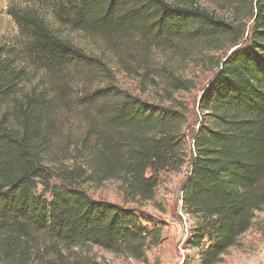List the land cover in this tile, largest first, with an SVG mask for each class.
Here are the masks:
<instances>
[{
  "label": "trees",
  "instance_id": "1",
  "mask_svg": "<svg viewBox=\"0 0 264 264\" xmlns=\"http://www.w3.org/2000/svg\"><path fill=\"white\" fill-rule=\"evenodd\" d=\"M53 2L64 26L127 52L145 54L157 46L201 60L203 51L239 46L217 60L200 100L182 192L191 223L184 249L196 251L197 264H223L264 211V0H210L233 13L231 20L197 2ZM12 15L28 41L24 49L0 47V264H106L70 255L88 246L146 263L162 242L161 229L144 225L139 207L92 199L83 186L115 181L131 201H153L159 174L178 172L188 162L186 111L116 86L86 90L75 104L89 115L88 131L63 164L52 167L58 161L48 158L59 151H53L56 114L71 111L75 100L65 72L74 67L105 75L107 66L57 36L36 12ZM23 62L51 78L52 86L20 98ZM169 75L171 86L188 89V82ZM5 104L11 106L2 112Z\"/></svg>",
  "mask_w": 264,
  "mask_h": 264
},
{
  "label": "rangeland",
  "instance_id": "2",
  "mask_svg": "<svg viewBox=\"0 0 264 264\" xmlns=\"http://www.w3.org/2000/svg\"><path fill=\"white\" fill-rule=\"evenodd\" d=\"M53 1L0 0V47L10 50L25 48L28 40L21 33L12 14L17 10L34 11L45 20L57 36L71 41L83 49L87 55L100 58L106 64L108 73L105 75L100 73L85 74L86 70L83 68L75 69L74 67L65 72V84L69 86L70 95L75 100H72L71 111L63 109L56 114L57 132L53 140V151L55 150L54 153H56V148L59 151L58 155L48 158V161L51 162L58 161L56 164H50L52 167L61 166L64 158L68 156L69 150L73 151L74 144L88 131L89 120L87 117L89 115H86L82 106L75 104L86 90L116 86L145 101L181 108L187 114L184 126L187 138L184 150L188 162L178 172L159 174V183L153 201L140 203L131 201L125 196L121 184L115 181L105 182L102 185L91 183L83 186L92 199L127 207H139L146 219L144 225L149 228L155 225L161 229L162 242L148 252V261L144 263L125 255H115L97 246L74 249L70 255L75 253L79 256L86 255L97 262L106 264H181L184 255L183 264H197L196 251L184 249V241L191 223L187 222L188 217L182 209V192L189 176V158L194 150L192 138L201 121L199 103L217 72V60L222 58L227 50L203 51L197 55L204 57L201 60L195 59V57H181L173 51L157 46L152 47L145 54H142L139 49L127 52L120 46H113L103 38L77 32L64 26L54 12ZM166 1L178 5L197 2L198 5L211 12L217 11V14L223 18L231 20L233 17V13L229 10H218L210 0ZM248 25H251L250 21ZM234 47L228 48V55L231 54ZM21 65L22 63H20ZM23 65L27 73L25 80L20 84V98L22 94L34 87L43 89L51 85L52 79L46 77L42 71L36 70L27 62H23ZM169 71L175 73L180 80L188 82V89L179 90L176 86H171V79L168 77L170 76ZM10 106V104H5L2 112L7 111ZM64 165L71 168L73 161H67ZM223 264H264V211L256 213L253 227L242 236L236 246L227 251Z\"/></svg>",
  "mask_w": 264,
  "mask_h": 264
},
{
  "label": "water",
  "instance_id": "3",
  "mask_svg": "<svg viewBox=\"0 0 264 264\" xmlns=\"http://www.w3.org/2000/svg\"><path fill=\"white\" fill-rule=\"evenodd\" d=\"M238 47H239V46L234 47V49L232 50V52H233L234 50H236ZM232 52H231V53H232ZM205 91H206V90H205ZM205 91H204V92H205Z\"/></svg>",
  "mask_w": 264,
  "mask_h": 264
},
{
  "label": "built area",
  "instance_id": "4",
  "mask_svg": "<svg viewBox=\"0 0 264 264\" xmlns=\"http://www.w3.org/2000/svg\"><path fill=\"white\" fill-rule=\"evenodd\" d=\"M185 260V256L183 255V258H182V263L181 264H183V261Z\"/></svg>",
  "mask_w": 264,
  "mask_h": 264
}]
</instances>
